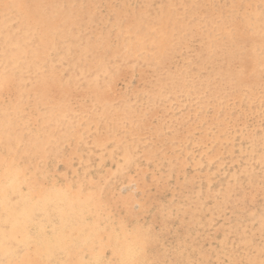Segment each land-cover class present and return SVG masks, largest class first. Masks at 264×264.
Instances as JSON below:
<instances>
[{"label": "rangeland", "instance_id": "rangeland-1", "mask_svg": "<svg viewBox=\"0 0 264 264\" xmlns=\"http://www.w3.org/2000/svg\"><path fill=\"white\" fill-rule=\"evenodd\" d=\"M11 2L0 0V8L11 9L0 34L3 142L13 140L16 153L39 143L55 155V171L72 175L84 165L97 180L88 188L147 199L146 218L159 238L149 249L159 264H264V0H16L29 16L19 21ZM48 27L59 37L49 32L44 40ZM124 145L142 167L143 188L128 180L130 168L115 165ZM169 168L176 171L171 180Z\"/></svg>", "mask_w": 264, "mask_h": 264}, {"label": "bare ground", "instance_id": "bare-ground-1", "mask_svg": "<svg viewBox=\"0 0 264 264\" xmlns=\"http://www.w3.org/2000/svg\"><path fill=\"white\" fill-rule=\"evenodd\" d=\"M27 1V0H25ZM44 0H41V2ZM205 1V0H203ZM11 2V0H10ZM13 2V3H12ZM11 2L12 8L16 4V0ZM100 2V1H99ZM136 2V1H135ZM24 3V2H23ZM43 3V2H42ZM151 3V2H150ZM13 4V5H12ZM93 4V3H92ZM136 4V3H135ZM238 4V3H237ZM246 4V2H245ZM153 5V4H152ZM231 5V4H230ZM5 6V5H4ZM0 8V34H4L6 21L4 13H11V9L7 6ZM16 13L19 18L26 16L29 19L26 9L18 4ZM92 5H90L91 7ZM159 6V5H158ZM234 7V6H233ZM232 7V8H233ZM243 7V6H242ZM41 5H37V12L41 11ZM109 9V8H108ZM145 9V8H144ZM90 10V9H89ZM212 10V9H211ZM160 11V10H159ZM235 11V10H234ZM236 12V11H235ZM234 12V13H235ZM255 12V11H254ZM91 13V11H90ZM238 14V12H236ZM242 13V12H241ZM133 15V14H132ZM13 16V15H12ZM155 16V15H154ZM254 16V15H253ZM133 17V16H132ZM68 18V17H67ZM124 18V17H122ZM233 18V17H231ZM238 18V17H237ZM247 18V17H246ZM256 18V17H255ZM24 19V18H23ZM27 19V20H28ZM145 19V18H144ZM253 19V18H252ZM62 20V19H61ZM22 21V20H21ZM26 23V19L23 20ZM74 21V20H73ZM17 22V21H16ZM149 23V22H148ZM14 24V22H13ZM106 24V23H105ZM131 24V23H130ZM207 24V23H206ZM24 26V24H23ZM14 27V25L10 26ZM47 28V27H46ZM49 28V27H48ZM114 28V26H113ZM16 30V29H15ZM45 30V29H44ZM49 30V31H48ZM43 31L44 40L48 39V34L53 37H59L57 29L50 27ZM9 31V29H8ZM148 31V30H147ZM251 31V30H250ZM257 31H260L259 28ZM15 32V31H14ZM13 32V33H14ZM96 32V31H95ZM129 32V31H128ZM37 33V32H36ZM49 34V36H50ZM34 36V35H33ZM41 36V33H40ZM61 36V35H60ZM210 36V35H209ZM232 37V35H230ZM42 37V36H41ZM217 37V36H216ZM235 37V36H234ZM233 37V38H234ZM262 37V36H261ZM56 39V38H55ZM60 39V38H59ZM261 43V42H260ZM145 44V43H144ZM179 44V43H178ZM181 44V43H180ZM259 44V43H258ZM105 45V44H104ZM261 47V46H260ZM137 48V47H136ZM141 48V47H140ZM135 49V48H134ZM254 49V48H253ZM170 51V50H168ZM167 51V52H168ZM125 54V53H124ZM169 54V52H168ZM42 55V54H41ZM252 54L247 55L248 58H253ZM12 57V55H9ZM168 56V55H167ZM162 57V55H161ZM169 57V56H168ZM167 58V57H166ZM159 59V58H158ZM166 60V59H165ZM160 61V60H159ZM255 62V61H254ZM98 63V62H97ZM218 63V62H217ZM231 63V61H230ZM159 64V63H158ZM165 64V62H164ZM167 64V63H166ZM257 64V63H256ZM52 65V64H51ZM54 65V64H53ZM19 66V65H18ZM239 66V65H238ZM1 67V66H0ZM3 67V66H2ZM28 69V65H25ZM164 67V66H163ZM162 67V68H163ZM5 68V67H4ZM214 68V67H213ZM44 69V68H43ZM164 69V68H163ZM1 71V70H0ZM6 72V71H5ZM4 72V73H5ZM233 75L234 73L230 71ZM229 73V76L231 74ZM54 73V72H53ZM169 73V72H168ZM171 73V71H170ZM170 75V74H169ZM232 75V76H233ZM243 75V73H242ZM1 76V75H0ZM173 76V75H172ZM3 77V76H2ZM182 77V76H181ZM243 78V76H242ZM241 78V80H242ZM17 79V78H15ZM12 78L6 81L9 86L12 83ZM51 80V79H50ZM55 80V79H54ZM53 80V81H54ZM250 81V80H249ZM3 81L0 78V86H3ZM47 82V81H46ZM246 82V81H244ZM50 84V83H49ZM247 84V83H245ZM52 84H50L51 86ZM131 85V84H130ZM244 86V84H242ZM252 85V84H251ZM250 85V86H251ZM6 86V87H7ZM5 87V88H6ZM42 87V86H41ZM58 87V86H57ZM249 87V86H248ZM247 87V88H248ZM4 88V89H5ZM18 88V87H16ZM49 88V87H48ZM13 89V88H12ZM254 89V88H253ZM9 90V88H8ZM14 90V89H13ZM18 91V90H17ZM16 91V92H17ZM44 91V90H43ZM42 91V92H43ZM8 92V91H7ZM6 92V93H7ZM41 92V93H42ZM46 92V91H45ZM40 93V94H41ZM44 93V92H43ZM251 93V92H250ZM249 93V94H250ZM254 93V92H253ZM251 93V94H253ZM109 94V93H108ZM237 94V93H235ZM250 94V96H251ZM256 94V92H255ZM12 95V94H11ZM46 94H41L40 98H44ZM79 95V94H78ZM257 95V94H256ZM255 95V97H256ZM14 96V95H13ZM17 96V95H16ZM22 97V95H19ZM27 97V96H25ZM24 97V98H25ZM264 97V96H263ZM13 99V97L11 96ZM8 98V102L9 99ZM150 98V97H149ZM253 98V96H252ZM26 99V98H25ZM161 99V98H160ZM44 100V99H43ZM235 100V99H234ZM248 100V99H247ZM7 101V100H6ZM12 101V100H11ZM16 102V101H15ZM22 103V102H21ZM14 104V103H13ZM27 103H25L26 105ZM18 105V104H17ZM16 105V108H17ZM115 105V104H114ZM176 105V104H175ZM224 105V104H223ZM30 106V105H29ZM191 106V105H190ZM21 107V105L19 106ZM25 107V106H23ZM28 106H26L27 109ZM7 108V107H6ZM5 108V109H6ZM11 108V107H10ZM13 108V107H12ZM208 108V107H207ZM239 108V107H238ZM245 108V107H244ZM264 108V107H262ZM8 109V108H7ZM23 110V109H22ZM4 109L0 110V115L4 116ZM8 110H6L7 112ZM12 111V110H11ZM18 111V110H16ZM14 112V111H13ZM19 112V111H18ZM22 112V111H21ZM20 112V113H21ZM26 112V111H25ZM27 113V112H26ZM69 113V112H68ZM11 114V112H10ZM25 114V113H24ZM209 114V113H208ZM250 114V113H249ZM9 114H7L8 116ZM15 115V114H13ZM17 115V113H16ZM28 116V114H26ZM5 116V117H7ZM21 116V114H20ZM25 116V115H23ZM25 116V117H27ZM32 116V115H31ZM244 116V115H243ZM55 117V116H54ZM70 117V116H69ZM1 118V117H0ZM3 119V118H2ZM98 119V118H97ZM9 120L10 119H6ZM5 118L4 121L6 122ZM43 120V119H42ZM194 120V119H193ZM67 121V120H66ZM239 120H237L238 122ZM2 122V121H1ZM58 122V121H57ZM11 123V122H10ZM43 123V122H42ZM12 124V123H11ZM127 124V123H126ZM9 125V124H8ZM43 125V124H42ZM45 125V124H44ZM239 125V124H238ZM41 127L40 124L38 125ZM55 126V125H54ZM161 126V125H160ZM44 127V126H43ZM222 127V126H221ZM163 128V127H162ZM179 128V127H178ZM225 128V127H224ZM227 128V127H226ZM44 129V128H43ZM47 129V128H46ZM41 130V129H40ZM79 130V129H78ZM163 130V129H162ZM38 131V130H37ZM46 131V130H45ZM63 131V130H62ZM164 131V130H163ZM223 131V129H222ZM225 131V130H224ZM234 131V130H233ZM241 131V129H240ZM1 132V131H0ZM49 131H47L48 133ZM264 132V131H263ZM8 132L6 131V134ZM29 133V132H28ZM46 133V132H45ZM46 133V134H47ZM51 133V132H50ZM138 133V132H137ZM221 133V132H220ZM53 134V133H52ZM219 134V133H218ZM235 134V133H234ZM0 133V264H159V258L155 251L151 253V249L155 248L159 238L155 235L152 225L146 218V214L151 212L150 204L147 199H137L133 194H111L108 195L101 186L88 188L89 185L97 181L84 168L79 167L80 172L69 175L65 170L57 172L54 170L55 155L53 160L49 161L48 166L46 160L51 159L49 153L51 151H42L39 143L26 148L22 147L16 153L14 141L3 142V137ZM35 135V134H34ZM48 135V134H47ZM46 135V136H47ZM138 135V134H137ZM206 135V134H205ZM50 136V135H48ZM53 136V135H51ZM136 136V135H135ZM140 136V135H139ZM14 138V137H13ZM16 138V137H15ZM42 138V137H39ZM48 138V137H47ZM59 138V137H58ZM76 134H71L70 139H75ZM10 139V138H9ZM18 139V138H17ZM20 139V138H19ZM35 139V138H34ZM51 139V138H50ZM57 140V138H55ZM220 139V138H219ZM30 140V139H29ZM40 141V139H38ZM44 139L42 138V141ZM80 140V139H79ZM128 141V139H126ZM139 141V139H137ZM137 140L135 142H137ZM216 140V139H215ZM5 141V139H4ZM17 141V140H16ZM20 139V143H21ZM55 141V140H54ZM82 141V140H81ZM126 141V143H127ZM214 141V140H213ZM18 142V141H17ZM26 142V141H24ZM29 142V141H28ZM31 142H34L33 140ZM41 142V141H40ZM44 142V141H43ZM52 143L51 141H46ZM44 142V143H46ZM56 142V143H55ZM53 142L57 145L58 140ZM86 142V140H85ZM130 142V141H129ZM156 142V141H155ZM35 143V142H34ZM46 143V144H47ZM133 143V142H132ZM198 143V142H197ZM205 143V142H204ZM25 144V143H24ZM36 144V143H35ZM43 144V143H41ZM101 144V143H100ZM105 144V143H104ZM138 144V143H136ZM152 144V143H151ZM161 144V143H160ZM210 144V143H209ZM44 145V144H43ZM53 145V144H52ZM90 145V144H89ZM122 145V143H121ZM48 146V145H47ZM96 146V145H95ZM118 146V145H117ZM157 146V145H156ZM171 146V145H170ZM221 146V145H220ZM219 146V147H220ZM98 147V146H97ZM120 149L118 157L121 160L116 162L119 164L118 170H124L126 166L130 168L128 171V180L134 182L136 188H143L144 181L140 171L141 165L133 159L130 150L125 148ZM136 147V146H135ZM134 147V148H135ZM218 147V146H217ZM47 148V147H46ZM56 148V146H55ZM63 148V147H61ZM127 148L128 145H127ZM133 148V146H132ZM195 148V147H194ZM20 149V148H19ZM45 149V148H44ZM49 149V148H48ZM108 149V148H107ZM114 149H116L114 147ZM131 149V148H130ZM136 149V148H135ZM151 149V148H150ZM220 149V148H219ZM54 150V149H53ZM52 150V151H53ZM140 150V149H139ZM148 150V148H147ZM155 150V149H154ZM159 150V149H158ZM157 150V151H158ZM78 151V150H77ZM75 150V152H77ZM136 151V150H135ZM141 151V150H140ZM172 151V150H171ZM221 151V149H220ZM111 152V151H110ZM118 152V151H117ZM146 152V150H145ZM150 151L148 156L153 155ZM170 152V151H169ZM168 152V153H169ZM197 152V151H196ZM45 154L39 156V154ZM134 153V152H133ZM143 153V151H142ZM141 153V154H142ZM145 153V154H146ZM209 153V152H208ZM40 154V155H41ZM57 154V152H56ZM112 153H110L111 155ZM117 154V153H116ZM140 154V153H138ZM158 154V153H157ZM162 154V153H161ZM211 154H213L211 152ZM224 154V153H223ZM229 154V153H228ZM192 155V154H191ZM199 155V154H198ZM227 155V154H226ZM234 155V154H233ZM88 156V155H87ZM117 156V155H116ZM155 156V155H154ZM158 156V155H156ZM202 156V155H201ZM215 156V155H214ZM218 156V155H217ZM223 156V155H222ZM67 155L65 156V158ZM107 157V156H106ZM181 157V156H180ZM192 157V156H191ZM61 158V157H60ZM136 158V156L134 157ZM194 158V157H193ZM201 158V157H200ZM207 158V156H206ZM73 159V158H72ZM75 159V158H74ZM105 159V158H104ZM109 159V158H108ZM113 159V158H111ZM110 159V162H111ZM142 159V158H141ZM140 159V160H141ZM148 157L146 156V164ZM154 159V158H153ZM191 159V158H190ZM212 159V157H211ZM210 159V160H211ZM166 160V159H165ZM184 160V159H183ZM196 160V158H195ZM208 160V159H206ZM104 161V160H103ZM186 161V160H185ZM59 162V161H58ZM102 162V161H101ZM100 162V163H101ZM105 162V161H104ZM145 162V161H144ZM162 162V161H161ZM164 162V161H163ZM183 162V161H182ZM189 162V161H188ZM193 162V161H192ZM199 162V161H198ZM203 163V161H201ZM213 162V161H212ZM112 163V162H111ZM184 163V162H183ZM208 163V161H207ZM219 163V162H218ZM77 164V163H76ZM87 164V162H86ZM190 164V163H189ZM99 165V164H98ZM101 165H104L101 163ZM88 166V164L86 165ZM107 166V165H106ZM104 165V167H106ZM159 166V165H158ZM187 166V165H186ZM117 167V166H116ZM172 167V166H171ZM200 167V166H199ZM221 167V166H220ZM56 168V167H55ZM98 168V167H97ZM237 168V167H236ZM241 168V167H240ZM99 169V168H98ZM101 169V167H100ZM114 169V168H113ZM181 169V168H180ZM185 169V168H184ZM197 169V168H196ZM117 170V171H118ZM178 170V169H177ZM194 170V169H193ZM233 170V168H232ZM236 170V169H235ZM113 171V170H112ZM111 171V172H112ZM156 171V170H155ZM154 171V173H155ZM92 172V171H91ZM103 172V171H102ZM125 172V171H124ZM159 172V171H158ZM175 170L168 169V180L174 177ZM178 172V171H177ZM200 172V170H199ZM205 172V171H203ZM208 172V171H206ZM205 172V174H206ZM97 173H100L97 172ZM115 173V172H114ZM130 173V174H129ZM193 173V172H192ZM256 173V172H255ZM94 174V173H93ZM144 174V173H143ZM185 173H183L184 175ZM189 174V173H188ZM187 174V175H188ZM213 175L214 173L211 172ZM155 175H158L155 173ZM179 175V174H178ZM208 175V173H207ZM207 175H204L207 177ZM210 175V174H209ZM86 176L88 179H86ZM118 176V175H117ZM164 176V177H165ZM215 176V175H214ZM213 176V177H214ZM180 177V176H179ZM183 177V176H182ZM185 177V176H184ZM192 177V176H191ZM252 177V176H251ZM160 178V176H159ZM178 178V177H177ZM203 178V177H202ZM201 178V179H202ZM105 179V178H104ZM112 179V178H111ZM163 179V178H162ZM200 179V178H199ZM91 182H89V181ZM126 180V179H125ZM164 180V179H163ZM167 180V181H168ZM180 180V179H179ZM182 180V179H181ZM204 180V179H202ZM201 180V181H202ZM128 181V182H129ZM194 181V180H193ZM214 181V180H213ZM226 181V180H225ZM101 182V181H99ZM103 182V181H102ZM101 182V183H102ZM127 182V181H126ZM127 182V183H128ZM162 182V180H161ZM192 182V181H191ZM207 182V181H206ZM210 182V180H209ZM97 183V182H96ZM118 183V182H117ZM174 183V182H173ZM182 183V182H181ZM167 184V183H166ZM206 185V183L204 182ZM203 184V185H204ZM171 186V184L169 183ZM161 186V185H160ZM167 186V185H166ZM183 186V185H181ZM201 186V185H200ZM189 187V186H188ZM205 187V186H204ZM209 187V184H208ZM174 188V187H173ZM176 188V186H175ZM181 188V187H180ZM204 189V188H203ZM134 190V189H133ZM178 190V189H177ZM201 190V189H200ZM206 190V189H205ZM228 190V189H227ZM192 191V190H191ZM204 192V190H202ZM122 192V190H121ZM134 192V191H133ZM143 192V191H142ZM175 192V191H174ZM173 192V194H174ZM183 192V191H182ZM209 192V191H208ZM157 193V192H156ZM169 193V192H168ZM187 193V191H186ZM205 193V192H204ZM183 194V193H182ZM185 194V193H184ZM191 194V193H190ZM197 194V192H196ZM201 194V192H200ZM225 194V193H224ZM227 194V193H226ZM154 195V194H152ZM170 195V194H169ZM168 195V196H169ZM187 195V194H186ZM218 195V194H217ZM162 196V195H161ZM178 196V194H177ZM198 196V195H197ZM207 196V195H206ZM216 196V195H215ZM220 196V193L219 195ZM180 197V195L178 196ZM220 196L218 199H220ZM224 197V196H223ZM173 198V196H172ZM170 198V199H172ZM192 198V197H191ZM195 198V197H194ZM202 198V197H201ZM212 197H209V199ZM193 199V198H192ZM215 199V198H214ZM159 200V199H158ZM187 200L189 198L187 197ZM186 200V201H187ZM200 200V199H198ZM203 200V199H202ZM201 200V201H202ZM206 200V199H204ZM227 200V199H226ZM224 200V201H226ZM162 201V200H160ZM182 201V200H181ZM180 201V202H181ZM197 201V200H196ZM223 201V200H222ZM253 201V200H252ZM179 202V203H180ZM183 202V201H182ZM195 202V201H194ZM200 202V201H199ZM214 202V200H213ZM216 202V201H215ZM218 202V201H217ZM216 202V203H217ZM191 203V202H190ZM202 203V202H200ZM222 203V202H221ZM134 204V205H133ZM213 204V203H211ZM210 204V205H211ZM219 204V203H218ZM225 204V202H224ZM189 205V204H188ZM193 205V203H192ZM203 205V204H202ZM206 205V204H205ZM215 205V204H214ZM212 205V206H214ZM217 205V204H216ZM223 205V203H222ZM201 206V204H200ZM120 207L123 208L127 220H123L120 214ZM170 207V206H169ZM173 208V206H171ZM230 207V206H229ZM152 208V207H151ZM158 208V207H157ZM162 208V207H161ZM195 208V207H194ZM205 209V207H203ZM214 208V207H213ZM216 208V206H215ZM222 208V207H221ZM218 210H224L222 209ZM167 209V207H166ZM207 209V208H206ZM217 209V208H216ZM228 209V208H227ZM230 209V208H229ZM232 209V208H231ZM233 210V209H232ZM240 210V209H238ZM205 211V210H204ZM214 211H216L214 209ZM262 211V210H261ZM235 212V211H234ZM239 212V211H238ZM258 212V211H257ZM179 213V212H178ZM193 213V211H191ZM212 213V212H210ZM221 213V212H220ZM236 213V212H235ZM241 213V211H240ZM223 214V213H222ZM237 214V213H236ZM236 214H232L235 215ZM254 214V213H253ZM167 215V214H166ZM193 215V214H192ZM216 215V214H215ZM240 215V214H239ZM158 216V215H157ZM177 216V215H176ZM188 216V215H187ZM190 216V215H189ZM253 216V215H252ZM238 217V216H237ZM183 218V217H182ZM217 218V215H216ZM222 218V217H218ZM228 218V217H227ZM226 218V219H227ZM230 218V217H229ZM184 219V218H183ZM210 219V218H208ZM207 219V220H208ZM177 220V219H176ZM203 220V219H201ZM234 220V219H233ZM232 220V221H233ZM187 221V219H186ZM193 221V220H192ZM259 221V220H258ZM184 222V220H183ZM214 222V221H213ZM220 222V221H219ZM235 222V221H234ZM239 222V221H238ZM134 225V228H129V224ZM191 223V222H190ZM188 224V223H187ZM203 224V223H202ZM217 224V223H216ZM215 224V226H216ZM219 224V223H218ZM222 224V223H221ZM206 225V224H205ZM220 225V224H219ZM231 225V224H230ZM185 226V225H184ZM199 226V225H198ZM207 226V225H206ZM205 226V227H206ZM210 226V224H209ZM232 226V225H231ZM238 226V225H237ZM220 227V226H219ZM176 228V227H175ZM196 228V227H195ZM204 228V227H203ZM222 228V227H221ZM236 228V227H235ZM182 229V227H181ZM188 229V228H187ZM194 229V228H193ZM192 229V230H193ZM231 228H227L229 231ZM250 229V228H249ZM259 229V228H258ZM172 230V229H171ZM176 230V229H175ZM191 230V229H190ZM189 230V231H190ZM203 230V229H202ZM226 230V231H227ZM184 231V230H183ZM207 231V230H205ZM233 231V230H232ZM174 232V231H173ZM187 232V231H186ZM195 232V231H193ZM210 232V231H209ZM235 232V231H234ZM172 233V231H171ZM188 233V232H187ZM192 233V232H191ZM189 233V234H191ZM233 233V232H232ZM236 233V232H235ZM170 234V233H169ZM183 234V233H182ZM181 234V235H182ZM226 234V233H225ZM231 234V233H230ZM193 235V234H192ZM221 235V234H220ZM223 235V233H222ZM232 235V234H231ZM234 235V234H233ZM255 235V234H254ZM178 236V235H177ZM180 236V235H179ZM212 236V235H211ZM188 237V236H187ZM200 236L198 235L197 238ZM225 236H223L224 239ZM227 237V236H226ZM231 237V236H230ZM233 237V236H232ZM190 238V237H189ZM204 238V237H203ZM240 238V237H239ZM165 239V238H163ZM192 239V238H191ZM196 239V238H195ZM202 239V237H201ZM215 239V238H213ZM220 239V238H219ZM222 239V238H221ZM233 239V238H232ZM246 239V238H245ZM252 239V238H250ZM168 240V239H167ZM177 240V239H176ZM175 240V241H176ZM200 240V239H199ZM225 240V239H224ZM230 240V239H229ZM162 241V239H161ZM190 241V239H189ZM218 241V240H217ZM227 241V240H226ZM247 241V239H246ZM249 241V240H248ZM169 242V241H168ZM167 242V243H168ZM179 242V241H177ZM202 242V241H201ZM207 242V241H206ZM231 242V241H229ZM244 242V240H243ZM252 242V241H251ZM173 243V242H172ZM183 243V241H182ZM182 243H179L182 245ZM211 243V242H210ZM237 243V242H236ZM235 243V244H236ZM241 243V242H240ZM245 243V242H244ZM178 244V243H177ZM189 243H187L188 245ZM196 244V243H195ZM234 244V243H233ZM259 244V243H258ZM200 245V244H199ZM209 245V244H208ZM224 245V244H223ZM227 245V244H226ZM229 245V244H228ZM237 245V244H236ZM234 245V246H236ZM257 245V243H256ZM162 246V245H161ZM167 246V245H165ZM184 246V245H183ZM196 246V245H195ZM194 246V247H195ZM202 246L206 248L203 244ZM211 246V245H210ZM222 246V245H221ZM231 246V245H229ZM233 246V247H234ZM181 247V246H180ZM189 247V245H188ZM199 248V246H197ZM209 247V246H207ZM216 247V244H215ZM219 247V246H218ZM239 247V246H238ZM255 247V245H254ZM151 248V249H149ZM171 248V247H170ZM174 248V247H173ZM182 247V251H183ZM202 249V247H200ZM227 248V247H226ZM175 249V248H174ZM178 249V248H176ZM175 249V250H176ZM181 249V248H179ZM191 249V248H190ZM211 249V248H210ZM215 249V248H214ZM213 249V250H214ZM232 249V248H231ZM235 249V247H234ZM241 249V248H240ZM246 249V248H245ZM264 249V248H263ZM160 250V249H159ZM169 250V249H168ZM189 250V249H188ZM192 250V249H191ZM197 250V249H196ZM195 250V252H196ZM199 250V249H198ZM225 250V249H224ZM238 250V249H237ZM237 250L235 252H237ZM162 251V250H161ZM160 251V252H161ZM186 251V249L184 250ZM201 251V250H200ZM199 251V252H200ZM203 251V250H202ZM208 249L206 250V252ZM220 251V250H219ZM216 253L219 254L220 252ZM233 251V252H234ZM243 251V249H242ZM264 251V250H263ZM163 252V251H162ZM172 252V251H171ZM188 252V251H187ZM210 252V250H209ZM228 252V251H227ZM231 252V251H230ZM234 252V253H235ZM261 252V251H260ZM169 253V252H168ZM186 253V252H184ZM183 253V254H184ZM201 253V252H200ZM204 253V252H202ZM201 253V254H202ZM211 253V252H210ZM209 253V254H210ZM223 253V252H222ZM225 253V252H224ZM233 253V254H234ZM164 254V252H163ZM162 254V255H163ZM175 254V253H172ZM169 254V255H172ZM181 254V253H179ZM196 254V253H195ZM194 254V255H195ZM208 254V255H209ZM226 254V253H225ZM240 254V253H239ZM244 254V253H243ZM161 255V254H160ZM161 255V256H162ZM177 255V254H175ZM185 255V254H184ZM188 255V253H187ZM208 255H206L208 257ZM212 255V254H211ZM210 255V256H211ZM230 255V253L228 254ZM236 255V254H234ZM190 256V255H189ZM188 256V257H189ZM200 256V255H199ZM223 256L222 254L220 255ZM247 256V254H246ZM168 257V256H167ZM175 257V256H174ZM179 257V256H178ZM187 257V258H188ZM213 257V256H211ZM217 257V256H215ZM225 257V256H224ZM232 257V256H231ZM230 257V258H231ZM243 257V256H242ZM162 258V257H161ZM166 258V257H165ZM172 258V257H171ZM180 258V257H179ZM192 258V257H191ZM201 258V257H200ZM199 258V260H200ZM223 258V257H222ZM227 259V257H225ZM185 259V258H184ZM203 259V258H202ZM204 259H207L206 257ZM214 259V257H213ZM216 259V258H215ZM251 259V258H250ZM164 260V258H163ZM192 260V259H191ZM195 260V258L193 259ZM220 260V259H219ZM230 260V259H229ZM238 260V259H237ZM184 261V260H183ZM210 261V260H209ZM208 261V262H209ZM221 261H223L221 259ZM232 261V260H231ZM169 262V261H168ZM198 262V261H197ZM196 262V264H197ZM200 262V261H199ZM215 262V261H214ZM225 262V261H224ZM230 262V261H228ZM238 262V261H237ZM252 262V261H251ZM165 263V262H164ZM172 263V262H171ZM174 263V262H173ZM183 263V262H182ZM191 263V262H190ZM189 263V264H190ZM205 263V262H204ZM203 263V264H204ZM210 263V262H209ZM208 263V264H209ZM218 263V262H217ZM167 264V263H166ZM180 264V263H178ZM187 264V263H186ZM194 264V263H193ZM202 264V263H201ZM228 264V263H227ZM253 264V263H252ZM256 264V263H255Z\"/></svg>", "mask_w": 264, "mask_h": 264}, {"label": "snow or ice", "instance_id": "snow-or-ice-1", "mask_svg": "<svg viewBox=\"0 0 264 264\" xmlns=\"http://www.w3.org/2000/svg\"><path fill=\"white\" fill-rule=\"evenodd\" d=\"M128 227L131 229V228H134L135 226L132 225L131 223L128 225Z\"/></svg>", "mask_w": 264, "mask_h": 264}]
</instances>
